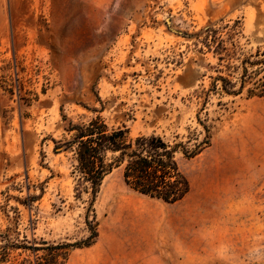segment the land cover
<instances>
[{
  "label": "rangeland",
  "instance_id": "374dc122",
  "mask_svg": "<svg viewBox=\"0 0 264 264\" xmlns=\"http://www.w3.org/2000/svg\"><path fill=\"white\" fill-rule=\"evenodd\" d=\"M220 19L242 22L247 51L264 50V0H0V232L89 235L72 154L54 151L69 122L93 116L85 108L132 138L201 139L199 115L210 143L179 158L187 196L150 199L114 170L93 204L94 244L66 264H264V98L194 99L214 60L186 34Z\"/></svg>",
  "mask_w": 264,
  "mask_h": 264
},
{
  "label": "trees",
  "instance_id": "16d2710c",
  "mask_svg": "<svg viewBox=\"0 0 264 264\" xmlns=\"http://www.w3.org/2000/svg\"><path fill=\"white\" fill-rule=\"evenodd\" d=\"M186 37L194 40L196 53L208 54L214 60L208 65L209 74L203 75L209 79L208 87L201 84L194 92V99L202 101L203 108L211 95L264 98V50H246L249 41L241 21L209 22ZM85 109L93 116L84 122H69L66 132L70 138L54 141V151L72 154L75 198L88 195L87 210L93 213L92 220L86 218L89 235L72 244H49L34 238L33 231L29 240L23 236L20 241L6 230L0 232V264H66L71 249L92 246L98 236L93 204L103 181L114 170L121 171L128 189L165 204H176L189 193L179 158L193 159L210 143V129L199 115L196 120L204 131L201 139L196 131L172 139L155 134L132 138L125 126L109 127L98 110Z\"/></svg>",
  "mask_w": 264,
  "mask_h": 264
}]
</instances>
